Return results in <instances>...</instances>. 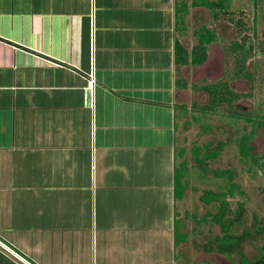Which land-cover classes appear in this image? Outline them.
<instances>
[{
	"label": "crops",
	"instance_id": "1",
	"mask_svg": "<svg viewBox=\"0 0 264 264\" xmlns=\"http://www.w3.org/2000/svg\"><path fill=\"white\" fill-rule=\"evenodd\" d=\"M179 2L0 0V241L33 264H180Z\"/></svg>",
	"mask_w": 264,
	"mask_h": 264
},
{
	"label": "rangeland",
	"instance_id": "2",
	"mask_svg": "<svg viewBox=\"0 0 264 264\" xmlns=\"http://www.w3.org/2000/svg\"><path fill=\"white\" fill-rule=\"evenodd\" d=\"M231 2L232 13L217 21L212 19L206 9L190 8L184 18L185 29L179 32L184 45L189 48L198 42L194 32L203 26L215 30L218 37V41L209 46V59L204 66L187 67L181 71L190 88L178 94V105L189 109L187 112L178 111L177 115L176 150H185L183 157L178 153L177 166L186 163V167L181 169V176L187 186L184 198L178 200L177 210L182 232L188 235L179 252L180 264H239V251L248 259L256 261L259 259L258 248L264 243V235L255 230L256 227H264V174L250 161H242L238 146L242 138L252 133V125L245 121L224 119L219 115L193 114L191 111L195 102L205 104L208 100L207 95L194 93L192 85L213 83L228 73L231 75L234 60L225 52V48L235 40L246 39L253 46L254 57L248 62V69L255 73V82L235 80L231 86L238 93L250 95L239 102V111L264 116V0ZM238 21L244 24L243 29L236 24ZM196 147L200 148V159L208 152L221 149L218 158L207 161L204 168L195 161L192 150ZM251 147L254 155L264 154V128L256 129ZM227 171H231L232 180L226 176L216 177V173ZM232 184L238 185L239 191L243 193V196L228 198L233 214L238 207L237 200L244 202L245 209L242 221L236 223L231 233L245 237L239 250L228 258L215 249L216 238L223 236L221 228L212 221L219 207L217 204H203L201 197L206 191L227 193ZM233 214L227 217L234 219ZM212 241L214 244L211 245ZM9 256L0 247V264H14Z\"/></svg>",
	"mask_w": 264,
	"mask_h": 264
},
{
	"label": "trees",
	"instance_id": "3",
	"mask_svg": "<svg viewBox=\"0 0 264 264\" xmlns=\"http://www.w3.org/2000/svg\"><path fill=\"white\" fill-rule=\"evenodd\" d=\"M198 9L203 8L208 10L211 13L213 20L225 19L227 15L231 14L232 2L231 0H191L190 4L183 0L176 4V26L185 27V16L188 14L189 9ZM240 28H244V24L241 21L236 23ZM194 35L197 37L198 42L189 50L186 46L181 44L179 40H176L175 43V65L178 67H202L204 66L209 59V46L215 44L218 41L217 32L209 27L203 26L194 32ZM225 52L233 58V68L232 74L228 73V77L213 82V83H202V84H193L192 90L196 94L203 93L207 95V102L201 104L195 102L191 108L193 114L201 115H211L220 117L228 120L234 121H245L250 123L253 127V131L250 135L242 138L239 143V153L240 157L243 160L250 161L258 170L264 174V154L263 155H254L252 152L251 142L254 138L255 131L258 127L264 128V116L259 114H250L243 113L238 110L237 106L239 102L243 99L250 97V95H245L238 93L233 90L231 83L235 80H245L248 82H255V73L251 72L248 69V62L254 57L253 46L251 43H248L246 39L244 40H235L231 44L227 45ZM176 87L179 90L186 91L190 88L188 81L181 77L176 81ZM177 111L187 112L189 109L186 106L178 105L176 106ZM178 124L176 123V130ZM206 130L205 128H203ZM214 150L205 154V157L200 159V148L196 147L192 150L195 155V161L202 167L209 160H216L219 155V151ZM183 157L185 150L178 152L176 150V160L177 155ZM186 167V163L183 162L181 167L175 166V198L176 200H182L187 190L186 184L182 180L181 169ZM205 168V167H204ZM207 171V169H204ZM227 177L232 180L231 171L225 173L218 172L216 177L223 178ZM239 186L232 184L231 188L227 193H215L212 191H206L201 197L203 204L210 206L212 204H217L219 211L213 216V223L217 224L222 232V237L216 238V250L221 254H224L226 257H230L231 253L237 252L239 250L241 241L245 237L234 236L231 231L234 229L236 223L242 221L245 204L241 200H237V210L232 212L230 207V202L228 198H234L236 195L243 196V193L239 191ZM238 193V194H236ZM228 214H233L235 218H228ZM264 221V220H263ZM255 230L262 235H264V227L255 228ZM188 235L181 231L180 222H176L175 228V244L179 246L181 243L186 242ZM214 244V242H210ZM259 259L252 261L245 257L241 251H239V256H241L239 264H264V243L258 248ZM204 264V263H203Z\"/></svg>",
	"mask_w": 264,
	"mask_h": 264
},
{
	"label": "built area",
	"instance_id": "4",
	"mask_svg": "<svg viewBox=\"0 0 264 264\" xmlns=\"http://www.w3.org/2000/svg\"><path fill=\"white\" fill-rule=\"evenodd\" d=\"M93 83H94V78L92 76V80H91L90 84L93 85ZM0 247H1V249H5L7 251V253L10 254L9 258L14 264H33L32 262H30L29 260L24 258L22 255L18 254L16 251H14L12 248H10L9 246L2 243L1 241H0Z\"/></svg>",
	"mask_w": 264,
	"mask_h": 264
}]
</instances>
